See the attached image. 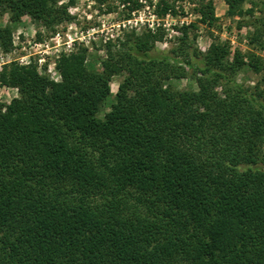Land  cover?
I'll return each mask as SVG.
<instances>
[{"label":"trees","instance_id":"16d2710c","mask_svg":"<svg viewBox=\"0 0 264 264\" xmlns=\"http://www.w3.org/2000/svg\"><path fill=\"white\" fill-rule=\"evenodd\" d=\"M231 1L227 13H241ZM57 4L0 0V15L54 27L67 18ZM181 30L167 51L161 35L133 33L98 72L84 49L61 55L60 81L2 66L18 96L0 105V264H264V89L235 79L261 65L239 50L229 59L225 44L196 51ZM10 35L0 27L2 45ZM112 73L123 79L99 118ZM187 76L197 90L164 84Z\"/></svg>","mask_w":264,"mask_h":264},{"label":"rangeland","instance_id":"374dc122","mask_svg":"<svg viewBox=\"0 0 264 264\" xmlns=\"http://www.w3.org/2000/svg\"><path fill=\"white\" fill-rule=\"evenodd\" d=\"M160 0H139L140 5L121 0H57V5L66 6L67 18L48 27L43 22L23 15L12 21L9 14L0 15V27L9 26L11 35L5 45L0 43V71L5 63L34 64L37 71L54 81H60L56 68L61 55L86 50L85 62L93 71L102 69L101 62L108 48H118L133 33L161 35L155 46L167 51L181 37L182 27H187V44L194 50L205 52L212 44L227 45L229 59L239 50L248 60L255 55L261 70L255 72L247 63L236 72L238 83L252 89H264V35L251 41L255 26L264 21V0H243L241 13L230 15L231 0H167L174 9L158 12ZM213 8V20L209 25L202 21L201 9ZM251 11L250 13H246ZM109 45V46H108ZM122 74H111L110 95L99 106L96 116L103 118L115 100ZM177 89L197 90L190 77L164 81ZM18 96L16 87L0 84V105H5ZM264 147V145H263Z\"/></svg>","mask_w":264,"mask_h":264}]
</instances>
